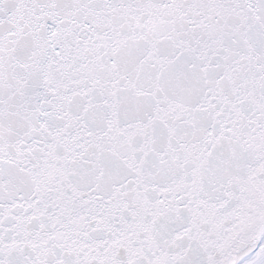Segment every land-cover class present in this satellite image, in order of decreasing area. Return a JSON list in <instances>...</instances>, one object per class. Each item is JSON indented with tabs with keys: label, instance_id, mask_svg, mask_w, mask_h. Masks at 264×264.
<instances>
[{
	"label": "snow or ice",
	"instance_id": "1",
	"mask_svg": "<svg viewBox=\"0 0 264 264\" xmlns=\"http://www.w3.org/2000/svg\"><path fill=\"white\" fill-rule=\"evenodd\" d=\"M0 264H264V0H0Z\"/></svg>",
	"mask_w": 264,
	"mask_h": 264
}]
</instances>
